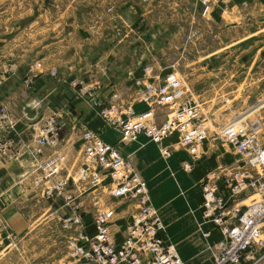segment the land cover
Segmentation results:
<instances>
[{
  "label": "crops",
  "instance_id": "0c3cea01",
  "mask_svg": "<svg viewBox=\"0 0 264 264\" xmlns=\"http://www.w3.org/2000/svg\"><path fill=\"white\" fill-rule=\"evenodd\" d=\"M257 1L221 0L207 17L218 21L228 17L226 27L241 29L247 14L245 6ZM200 12L202 5L198 0H0V62L4 63L0 71L8 70L0 85V106L7 105L15 118L13 127H6L0 115V134L12 139L11 155H0V223L7 230L0 232L1 240L31 239L37 236V229L41 226L51 222L63 224V218L74 211L82 213L88 232L95 234L94 216L103 205L105 193L101 185H87L79 179L78 168L83 162L85 142L83 132L90 128L98 130L110 143L118 142L120 132L109 125L99 113L93 97L84 90H93L99 104L112 101L124 105L130 103L138 112L147 107L146 102L136 99L144 83L163 79L172 69L171 65H166L169 48L176 46L179 49L178 61L184 58L196 63L220 56V52L246 39L247 36H243L218 41L215 32V45H210L203 55L198 49V55L188 57L187 50L193 47L189 41H195L200 35L195 28L196 14ZM187 13L192 17L186 27L184 42L179 44L173 43V38L180 36L184 25L177 22V27H172L170 22H164L163 17L158 20L150 18ZM98 16L101 19L97 20ZM172 25L175 24L172 22ZM116 26L123 30V34H115ZM160 37L163 40H159ZM37 60L45 63L46 72L37 75L34 87L29 89L23 80ZM51 67L57 68V75L48 72ZM216 73L211 76L212 95L208 100L202 90L196 88V92L205 98L204 107L209 101L210 107H205V111H211L209 116L214 122V112L223 110V105L231 106L226 101L214 107L220 100H217V92L223 90H219L222 85L236 84V93L231 98L234 99L245 93L241 90H245L247 84L246 77L235 81V72H231L216 87L213 82L218 76ZM77 81L83 83V89L75 86ZM31 103L38 110L35 118H29L25 113ZM262 106L264 98L253 108ZM167 111L168 107L158 108L160 122L165 119ZM224 114L223 119L227 122L236 112L230 109ZM51 116L62 121V126L70 124L71 127L65 138L49 142L40 155V161L56 154L63 158L62 169L52 181L64 180L65 183L61 190L46 195L44 192L49 181L35 183L42 168L30 148ZM176 138V135L167 136L165 142L172 143ZM204 149L203 156L188 171L182 167V161L190 158L184 147L175 148L166 159L161 155L158 143L144 132L134 140L121 143L122 152L132 156L146 179L152 202L166 226V237L175 243L184 264L211 263V244L221 235V230L210 222H204L202 229L199 228L202 180L212 169L238 158L231 145L214 134L210 135ZM124 206L122 215L127 216V226L134 205L125 200ZM126 226L113 225L117 240L123 238ZM207 229L211 230L209 236L203 234ZM69 234L70 231L63 235L67 247ZM0 253L6 255L9 248L4 247ZM62 259L63 255L57 258L58 264L63 263ZM68 264H72L71 261Z\"/></svg>",
  "mask_w": 264,
  "mask_h": 264
},
{
  "label": "built area",
  "instance_id": "2783aa9c",
  "mask_svg": "<svg viewBox=\"0 0 264 264\" xmlns=\"http://www.w3.org/2000/svg\"><path fill=\"white\" fill-rule=\"evenodd\" d=\"M198 1L206 15L221 0ZM174 64L163 79L144 83L136 99L146 102L147 107L138 112L130 103L99 104L95 92L88 90L99 106V113L109 125L115 126L120 138L117 143H110L98 130L85 129L79 179L87 185H101L104 193L113 198L133 203L134 210L120 240L116 238L107 208L114 210L105 201L95 212L93 235L88 232L81 212L74 211L64 217L63 226L70 230L68 250L72 264H184L175 243L166 237V226L152 202L146 179L132 156L122 152L121 143L134 140L144 132L158 143L166 159L175 148L184 147L190 158L182 161V167L191 171L204 154L212 126L214 135L230 144L239 157L212 169L202 180L199 228L202 229L204 222H210L221 230V235L211 244L210 264H264V122L260 117L251 119L236 114L223 124H215L206 113L200 95L188 86ZM7 71V68L0 71V85ZM43 72H46L45 63L37 60L23 80L25 86L32 89L35 77ZM48 72L56 75L58 70L51 67ZM159 107H168L161 122L157 113ZM0 115L6 127H13L15 118L7 105L0 107ZM56 122L55 117H49L30 148L42 168L35 183L49 181L46 195L61 190L65 183L64 180L52 181L62 169V156L56 154L40 161L48 144L45 134ZM171 135H176V140L166 143L165 138ZM10 137L0 134V155H11ZM210 233L209 229L203 230L205 236Z\"/></svg>",
  "mask_w": 264,
  "mask_h": 264
},
{
  "label": "rangeland",
  "instance_id": "374dc122",
  "mask_svg": "<svg viewBox=\"0 0 264 264\" xmlns=\"http://www.w3.org/2000/svg\"><path fill=\"white\" fill-rule=\"evenodd\" d=\"M244 10L247 14L244 17V26L243 28L241 27V29L231 26L226 27L225 22L230 20L228 17L227 19L222 18L218 21L217 19H209L207 17L208 14L205 15L202 12L196 14L195 28L196 32L200 35L198 38H195V41H189V45H193V47L187 50L188 57H193L195 54L198 55L200 53L198 49L201 50L202 55L205 54L210 49V45L213 46L217 43L216 39L218 41H220L221 38L235 40L236 38L247 36L243 42H240L234 47L227 48L225 52H220V56L203 59L196 63H190L184 58L178 61L180 53L176 46H172L167 51L166 56L169 57V61L166 65L169 66L175 63L174 67L183 74L188 86L192 90H196V88L198 90L201 89L207 100L212 95V85H210L211 76H216V72H218V76L213 80L216 87L222 83L221 80L224 81L225 76H230L231 72H235L233 75L235 81H241L246 77L247 84H245V90H241V92H245L242 93V95L240 93L236 95L234 99H231L236 93V84L231 83L224 86L222 85V88L219 90L223 89L224 91L217 92V100L219 98L220 100L215 103L214 107H219L226 101L229 102L231 106L223 105L221 106L223 110L213 113L215 124L225 123L223 115H225L224 113L226 110L229 112L230 109L235 110L237 115L245 116L246 118L253 119L260 117L264 122V106L253 108L264 98V1L258 0L257 2L250 3L245 6ZM161 17H163L164 22H170L172 27H177V22L184 25L180 36L173 38V43L179 44L184 42L186 27H188V23L192 16L189 13L180 16H150V18L155 20ZM99 19L101 18L98 16L97 20ZM172 22L175 25H172ZM154 28L155 26H153V29ZM114 32L116 35L123 34V30L118 26L114 28ZM215 32L217 33V37L213 39ZM159 40H163L162 37H160ZM1 50L2 46L0 45V54L2 52ZM3 65L4 63L0 62V68L3 67ZM217 81L218 83H216ZM78 84L79 81L75 83V86H79L83 89V83ZM231 85H233V88ZM89 89H85L84 93L88 94ZM203 95H200V97L202 100H205ZM208 106L210 107L209 101L205 103V107L208 108ZM210 112L208 111L207 114L210 115ZM213 127L214 126H212L211 129V135L214 134ZM262 133L264 140V128ZM107 179H105V181ZM104 196L105 204L114 210L111 212V210L107 208L108 212L111 213L113 225L125 227L127 216L122 215L124 214L123 211H125V200H122V198H113L108 195V193H105ZM62 226L63 224L47 223L37 229L36 237L27 240H18L17 238H5L1 240L2 238L0 237V251L4 247L9 248V253L6 255L1 256L0 253V264H58L57 258L60 255H63L62 264H68L72 257L69 252H67L68 247L66 246L67 243L63 235L70 230ZM4 230H6V228L0 223V232ZM41 252L45 254L42 255Z\"/></svg>",
  "mask_w": 264,
  "mask_h": 264
},
{
  "label": "water",
  "instance_id": "95a60500",
  "mask_svg": "<svg viewBox=\"0 0 264 264\" xmlns=\"http://www.w3.org/2000/svg\"><path fill=\"white\" fill-rule=\"evenodd\" d=\"M25 113L29 118H35L38 114L36 105L33 103L29 104L28 107L25 109ZM70 127V124L62 126V121H57L55 125L49 128V130L45 134L48 143L53 142L55 140L61 141L63 138H65L67 132L70 130ZM60 128L61 130L59 131Z\"/></svg>",
  "mask_w": 264,
  "mask_h": 264
}]
</instances>
